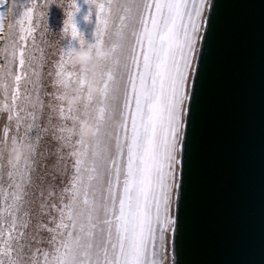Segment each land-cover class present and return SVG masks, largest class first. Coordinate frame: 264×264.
Wrapping results in <instances>:
<instances>
[{"label":"snow or ice","instance_id":"1","mask_svg":"<svg viewBox=\"0 0 264 264\" xmlns=\"http://www.w3.org/2000/svg\"><path fill=\"white\" fill-rule=\"evenodd\" d=\"M58 3L0 12V264H178L168 246L211 0H85L101 53L83 65L70 55L85 44L76 0L57 46L47 39ZM11 145L25 162L7 163Z\"/></svg>","mask_w":264,"mask_h":264},{"label":"water","instance_id":"2","mask_svg":"<svg viewBox=\"0 0 264 264\" xmlns=\"http://www.w3.org/2000/svg\"><path fill=\"white\" fill-rule=\"evenodd\" d=\"M211 4L169 259L264 264V0Z\"/></svg>","mask_w":264,"mask_h":264},{"label":"rangeland","instance_id":"3","mask_svg":"<svg viewBox=\"0 0 264 264\" xmlns=\"http://www.w3.org/2000/svg\"><path fill=\"white\" fill-rule=\"evenodd\" d=\"M13 2H15L17 5L16 12L22 10L20 8V5H24L26 7L25 0H8V4H5L4 7H0V12L6 11L9 4ZM76 4L79 8V11L74 16V22L77 26L78 32L82 35L85 42L92 43L94 40L93 33L95 30L94 10L91 9L88 3H85V0H76ZM47 16H48V27L49 30L51 31V33L48 34L47 39L53 46H57L56 42L59 40V33L63 28V21L65 19V14L61 7H58L56 4H51L49 5ZM85 16H88L87 20L84 19ZM7 26H8V21L5 20L4 21L5 30H7ZM69 43H71L73 47L78 46L77 41H70L69 38H65L64 40H62L61 46L66 48L69 46ZM51 51H52L51 48L47 49L46 54L50 53ZM49 59H51V57H49ZM44 71L46 73L48 69L45 68ZM44 84L45 87L47 88V91L51 92L53 90L49 86V78L47 76H45ZM47 111L48 109L45 108V112ZM6 122H7L6 115L0 114V131H2V127ZM42 147H47L48 150L51 152L56 148V144L52 142L50 138H48L44 142H42ZM52 163H54V159H49L48 164L51 165ZM56 182L57 184L59 183V178H57Z\"/></svg>","mask_w":264,"mask_h":264},{"label":"clouds","instance_id":"4","mask_svg":"<svg viewBox=\"0 0 264 264\" xmlns=\"http://www.w3.org/2000/svg\"><path fill=\"white\" fill-rule=\"evenodd\" d=\"M61 3H63L62 10L66 12L68 10L67 5L71 2V0H60ZM58 7H60V3L57 4ZM151 33H146L145 36H149ZM61 37L59 36V40ZM58 40V41H59ZM91 49V52H90ZM92 53H101V49L99 47L93 48L90 43L85 42V44L82 47L74 48L71 51V63L75 65H83L91 61L94 56ZM89 128L84 129V133L88 134L90 133ZM7 156V163L11 165H16L17 163L25 162V158L23 155V152L16 149L15 145H11L6 153Z\"/></svg>","mask_w":264,"mask_h":264}]
</instances>
